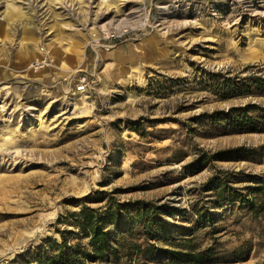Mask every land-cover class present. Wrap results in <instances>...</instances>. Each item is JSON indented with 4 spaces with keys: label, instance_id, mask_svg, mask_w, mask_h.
I'll return each instance as SVG.
<instances>
[{
    "label": "rangeland",
    "instance_id": "obj_1",
    "mask_svg": "<svg viewBox=\"0 0 264 264\" xmlns=\"http://www.w3.org/2000/svg\"><path fill=\"white\" fill-rule=\"evenodd\" d=\"M139 18L142 35L96 42ZM83 74L94 90H75ZM219 112L256 129L217 123ZM241 147L242 160L218 157ZM220 170L264 178V0H0V264H39L63 230L75 243L67 218L85 198L151 201L191 226ZM213 210V226L188 236L213 249L211 264H264V213Z\"/></svg>",
    "mask_w": 264,
    "mask_h": 264
},
{
    "label": "trees",
    "instance_id": "obj_2",
    "mask_svg": "<svg viewBox=\"0 0 264 264\" xmlns=\"http://www.w3.org/2000/svg\"><path fill=\"white\" fill-rule=\"evenodd\" d=\"M225 85L233 92L241 90L239 87L232 88L228 81ZM245 115L219 112L213 116L214 121H226L232 129L254 131V122L250 121V116ZM243 150V147L223 150L218 152V157L220 160H242L244 158L240 152ZM203 164H198L197 170L191 174L198 172ZM235 182L249 184L240 187L234 185ZM203 188L212 194L213 198L209 200L212 206L192 205L191 226L166 221L161 215L168 213L175 216L171 209L162 210L163 206L151 201L137 200L123 204L109 202L102 207H92L88 202L99 200L89 201L85 198L80 202V209L70 212V218H67V223L78 230L77 241L69 243L66 233L73 234L74 231L63 230L60 232L62 240L52 241L48 248L41 247L37 250L35 261L39 264H93L103 261L127 264L135 259L140 261L142 258H156L167 264H211L214 262L213 249H198L193 244V237L188 236L207 226H213L218 214L213 210L215 207L239 203L255 216L262 215L264 178L256 174L232 178L228 171L220 170L203 184ZM182 219H186L185 215ZM141 238L143 241H140ZM84 239L87 242L84 243ZM158 243H165L170 247Z\"/></svg>",
    "mask_w": 264,
    "mask_h": 264
},
{
    "label": "built area",
    "instance_id": "obj_3",
    "mask_svg": "<svg viewBox=\"0 0 264 264\" xmlns=\"http://www.w3.org/2000/svg\"><path fill=\"white\" fill-rule=\"evenodd\" d=\"M149 27H151V24L148 19L144 20L139 18L133 24L125 23L115 30H102L103 34L96 39V42L99 44V42L101 41H109V42L123 41L131 34L134 36L142 35L144 31ZM40 62L41 63L39 62H34V63H36V66L41 67L44 64L48 63V58L44 57V59H42ZM93 82L94 81L91 80L88 74H83L78 78V81L75 85V90L79 93L90 92L91 90L95 89Z\"/></svg>",
    "mask_w": 264,
    "mask_h": 264
}]
</instances>
